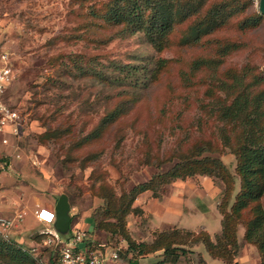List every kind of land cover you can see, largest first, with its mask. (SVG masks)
I'll return each instance as SVG.
<instances>
[{"label":"rangeland","instance_id":"rangeland-1","mask_svg":"<svg viewBox=\"0 0 264 264\" xmlns=\"http://www.w3.org/2000/svg\"><path fill=\"white\" fill-rule=\"evenodd\" d=\"M97 2L96 9L105 0ZM92 4L0 0V43L16 71L6 101L21 115L19 136L10 137L8 145L0 144V218L23 215L14 231L21 234L27 249L42 247L45 239L34 237L52 227L36 220L39 231L24 233L28 213L55 204L67 192L72 194L71 213L76 215L74 229L87 230L92 223L96 241L126 246L95 229L93 217L105 204L103 191L119 198L155 173L191 157L205 141L222 147L224 137L239 127L226 126L228 120L219 117V106L229 104L225 92L216 87L208 98L205 93L210 87L199 84L204 75L187 64L216 59L219 43L236 37L247 47L227 56L222 69L249 64L264 75V24L243 37L234 28L238 19L198 44H188L191 19L174 27L166 49L159 53L141 34L125 35L119 27L89 18ZM254 6L258 7V0ZM147 59L164 61V68L145 90L104 78L112 81L119 75L116 65H138ZM235 83L248 94L241 78ZM121 103L124 108L118 115H110ZM233 158L223 157L228 164ZM185 182L165 186L163 198L145 206L151 213L150 227L139 217L128 218L137 243L151 242L156 229L175 226L205 229L212 236L221 232L218 205L224 184L205 176ZM243 236L240 227V243ZM245 246L239 256L245 260L239 259V264H260L256 248ZM194 250L177 264H198V253L210 264H223L212 259L203 245ZM161 255L142 257L141 263L157 264Z\"/></svg>","mask_w":264,"mask_h":264},{"label":"trees","instance_id":"trees-1","mask_svg":"<svg viewBox=\"0 0 264 264\" xmlns=\"http://www.w3.org/2000/svg\"><path fill=\"white\" fill-rule=\"evenodd\" d=\"M81 1L94 3L88 10L89 18L119 27L125 35L141 34L159 53L166 49L174 27L191 19L193 23L186 40L188 44H198L238 19L234 28L243 37L264 24L260 0L257 8L254 0H105L97 9V0ZM219 44L215 51L216 59H194L187 66L204 75L199 84L210 87L205 93L208 98L213 97L216 87L225 92L224 97L229 104L219 106V117L232 122H226V126L239 127L236 131L232 129V135L224 137L222 147L205 141L191 157L166 172L155 173L148 181L136 185L119 198L111 191H103L101 198L105 204L97 218L93 217L95 229L126 243V248L120 251L124 263L141 264L142 257L162 252V260L157 264H177L189 254H194V248L203 245L212 259L224 264H238L241 251L238 232L243 227L244 242L256 248L260 264H264V75L258 74L255 67L249 64L240 69H222L227 56L243 50L247 45L243 39L236 37ZM163 63L162 60L150 62L147 59L138 65H116L119 75L112 81L104 78L121 86L135 85L145 90L158 80ZM237 78H241L249 89L248 94H244L241 85L235 83ZM123 104H119L110 115H118L119 108H124ZM227 154L234 157L233 170L232 164L227 165L222 159ZM201 176L224 184L218 205L222 216L219 234L212 236L205 230L172 227L154 231L148 243H137L131 237L128 228L130 216L139 217L146 225L150 220V215L136 205L143 194L149 193L151 198L161 199L165 186ZM66 195L70 202L72 194L67 192ZM70 205L73 208L71 202ZM75 217L72 215L71 231L74 230L72 223ZM85 231L96 240L95 231ZM48 236V233L42 232L34 239L44 240ZM103 244L113 248L119 246L112 242L94 241L95 246ZM198 257V264H206L200 253ZM0 264H37V261L31 249L0 231Z\"/></svg>","mask_w":264,"mask_h":264},{"label":"built area","instance_id":"built-area-1","mask_svg":"<svg viewBox=\"0 0 264 264\" xmlns=\"http://www.w3.org/2000/svg\"><path fill=\"white\" fill-rule=\"evenodd\" d=\"M16 71L10 54L0 43V144L8 145L10 137L20 134L21 115L19 111L6 101V93L15 81ZM74 208H71L73 212ZM51 217L50 219L46 218ZM72 214V213H71ZM39 222L53 225L56 217L55 210L40 207L36 212ZM23 220V215L18 213L13 218H0V231L6 236ZM48 237L39 249L33 248L37 264H128L124 263L120 251L123 246L115 248L105 244L94 245L87 231L77 228L70 231L67 238L60 234L49 231ZM51 249V250H50ZM112 252L108 254V251Z\"/></svg>","mask_w":264,"mask_h":264},{"label":"crops","instance_id":"crops-1","mask_svg":"<svg viewBox=\"0 0 264 264\" xmlns=\"http://www.w3.org/2000/svg\"><path fill=\"white\" fill-rule=\"evenodd\" d=\"M223 159V158H222ZM223 161H224V159H223ZM225 163H226V161H224ZM227 165H234V158L232 159V161L228 164V163H226ZM231 165V166H232ZM191 181H193V180H191ZM180 183H186L185 181H178V182H176V183H174L173 185H175V186H179L178 184H180ZM172 185V186H173ZM190 185V184H189ZM181 186H183V185H181ZM191 186H193V185H191ZM195 186V185H194ZM146 198V199H143V198ZM163 198V197H162ZM161 198V199H162ZM154 200H160V199H153V198H151V196H150V194L149 193H146V194H143L139 199H138V201L136 202V204H138L137 206H140V207H142L149 215H150V220H149V222H148V224H149V227H150V221H151V213H150V211L147 209V208H145V206L147 207V206H149V204H150V202H152V201H154ZM220 203V202H219ZM55 205H56V203L54 204H52V205H49V206H44V208H47V209H49V210H55ZM40 208V206L38 207V209ZM38 211V210H37ZM37 211H35V212H33L32 214H30V213H28V216H29V218H28V224L26 225V227L24 228V233H26V234H30L31 232H33V231H39V224H38V222L36 221L37 220V218H36V212ZM18 214V213H17ZM72 215V214H71ZM221 222H222V216H221ZM41 223V222H40ZM42 224H44V223H42ZM45 225H47L48 226V224H45ZM89 228L87 229V230H91V228H93L92 227V223H89ZM176 227V226H175ZM179 228V227H178ZM180 229H183V228H180ZM156 230H158V229H156ZM156 230H154V231H156ZM188 230V229H187ZM200 230H205V229H200ZM221 230H222V223H221ZM49 231H54V229H53V225H52V227H51V229H49ZM70 231H71V229H70ZM160 231H162V230H160ZM194 231V230H193ZM196 231H199V230H196ZM205 231H207V230H205ZM55 232V231H54ZM208 232V231H207ZM209 233V232H208ZM244 233H245V229H244ZM9 235L10 236H15V237H13L18 243H20V244H23V238L21 237V234L18 232V231H14V229L9 233ZM217 235V234H216ZM238 235H239V232H238ZM62 236V235H61ZM243 239H244V236H243ZM238 240H239V238H238ZM239 244H240V246H241V250L243 249V248H246V243L244 242V243H240L239 242ZM124 248H126V246H124V245H122ZM195 251V250H194ZM250 252V251H249ZM258 253V252H257ZM199 254V253H198ZM201 254V253H200ZM241 255V251H240V254H239V256ZM201 256H202V254H201ZM202 258H203V256H202ZM204 259V258H203ZM239 259H242V260H245V258H240V257H238V259H237V263L239 264L240 262H239ZM205 260V259H204ZM241 261V260H240ZM205 262H206V264H210L209 262H207L206 260H205ZM142 264V263H141ZM224 264V263H223Z\"/></svg>","mask_w":264,"mask_h":264},{"label":"water","instance_id":"water-1","mask_svg":"<svg viewBox=\"0 0 264 264\" xmlns=\"http://www.w3.org/2000/svg\"><path fill=\"white\" fill-rule=\"evenodd\" d=\"M260 11L264 15V0H260ZM55 217L56 220L53 224V229L60 235H66L70 232L72 215L71 205L69 197L66 194H62L55 205Z\"/></svg>","mask_w":264,"mask_h":264},{"label":"snow or ice","instance_id":"snow-or-ice-1","mask_svg":"<svg viewBox=\"0 0 264 264\" xmlns=\"http://www.w3.org/2000/svg\"><path fill=\"white\" fill-rule=\"evenodd\" d=\"M46 218L50 219L51 217L47 216V214H45Z\"/></svg>","mask_w":264,"mask_h":264}]
</instances>
